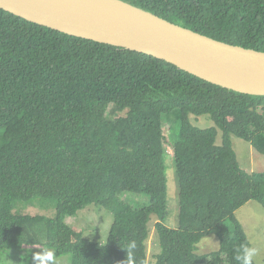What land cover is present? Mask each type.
I'll return each instance as SVG.
<instances>
[{
    "label": "trees",
    "instance_id": "16d2710c",
    "mask_svg": "<svg viewBox=\"0 0 264 264\" xmlns=\"http://www.w3.org/2000/svg\"><path fill=\"white\" fill-rule=\"evenodd\" d=\"M119 1L264 53V0ZM262 107L264 96L224 89L162 60L0 9V251L52 249L70 255V264H243L250 244L235 213L250 201L264 208V181L240 168L231 136L264 156ZM175 111L178 214L171 229L163 224L162 116ZM189 116H208L215 127L196 128ZM127 194L147 203L131 204ZM35 198L54 200L55 217L12 213L16 201ZM91 204L113 216L104 244L64 223ZM152 217L159 253L149 263ZM209 235L218 250L197 254Z\"/></svg>",
    "mask_w": 264,
    "mask_h": 264
},
{
    "label": "water",
    "instance_id": "95a60500",
    "mask_svg": "<svg viewBox=\"0 0 264 264\" xmlns=\"http://www.w3.org/2000/svg\"><path fill=\"white\" fill-rule=\"evenodd\" d=\"M124 13L80 9L58 0H0L28 22L162 60L213 85L264 96V53L227 45L119 0Z\"/></svg>",
    "mask_w": 264,
    "mask_h": 264
},
{
    "label": "rangeland",
    "instance_id": "374dc122",
    "mask_svg": "<svg viewBox=\"0 0 264 264\" xmlns=\"http://www.w3.org/2000/svg\"><path fill=\"white\" fill-rule=\"evenodd\" d=\"M109 114L112 108L109 109ZM116 115V114H113ZM120 116H122L120 114ZM180 113L175 111L170 115L162 116V132L165 137L164 143V163L166 167V202L167 215L163 224L174 229L177 226L178 214V186L175 174L172 148L176 140L177 123ZM190 124L199 129L215 127L208 116H189ZM251 133L252 128H247ZM221 133L218 131L216 144H220ZM232 149L236 154L237 161L241 169L247 173H254L259 179V183L264 181V156L258 154L251 148L249 143L231 136ZM131 204H145L147 199H138L134 194H127ZM128 201V200H127ZM12 213L15 215L42 216L45 218L55 217L54 200L35 198L28 201H16L13 205ZM235 217L242 226L250 244V249H256L257 254L253 257L255 264H264V208L257 202L250 201L235 213ZM113 222L111 212L97 204H91L85 210L78 212L75 216L65 217L64 223L82 233L83 238L93 243L104 244L106 242L109 229ZM155 218L152 217L149 224V239L146 242L148 262L153 263V256L159 253L157 239L154 232ZM225 225L230 228L228 221ZM40 237L43 238V229L39 226ZM197 254L206 255L218 250V240L214 235L204 237L197 244ZM45 249H9L0 251V264H44L42 257L38 254ZM52 250V249H50ZM54 251V250H52ZM57 264H70L71 256H57Z\"/></svg>",
    "mask_w": 264,
    "mask_h": 264
},
{
    "label": "bare ground",
    "instance_id": "6f19581e",
    "mask_svg": "<svg viewBox=\"0 0 264 264\" xmlns=\"http://www.w3.org/2000/svg\"><path fill=\"white\" fill-rule=\"evenodd\" d=\"M74 5L80 9H90L94 11L124 13L126 9L110 0H58Z\"/></svg>",
    "mask_w": 264,
    "mask_h": 264
},
{
    "label": "clouds",
    "instance_id": "9594fccd",
    "mask_svg": "<svg viewBox=\"0 0 264 264\" xmlns=\"http://www.w3.org/2000/svg\"><path fill=\"white\" fill-rule=\"evenodd\" d=\"M257 254L256 249L245 248L241 257L243 264H252L253 257ZM42 257L44 264H57L56 254L50 249L38 254Z\"/></svg>",
    "mask_w": 264,
    "mask_h": 264
},
{
    "label": "built area",
    "instance_id": "2783aa9c",
    "mask_svg": "<svg viewBox=\"0 0 264 264\" xmlns=\"http://www.w3.org/2000/svg\"><path fill=\"white\" fill-rule=\"evenodd\" d=\"M259 112H261L262 115H263V117H264V107H262V108L259 110Z\"/></svg>",
    "mask_w": 264,
    "mask_h": 264
},
{
    "label": "crops",
    "instance_id": "0c3cea01",
    "mask_svg": "<svg viewBox=\"0 0 264 264\" xmlns=\"http://www.w3.org/2000/svg\"><path fill=\"white\" fill-rule=\"evenodd\" d=\"M34 250H38V248L34 249Z\"/></svg>",
    "mask_w": 264,
    "mask_h": 264
}]
</instances>
